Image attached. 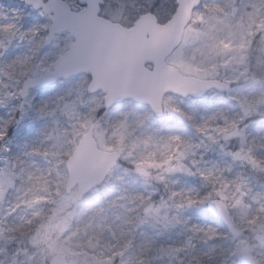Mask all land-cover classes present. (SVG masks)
Masks as SVG:
<instances>
[{
  "label": "clouds",
  "instance_id": "clouds-1",
  "mask_svg": "<svg viewBox=\"0 0 264 264\" xmlns=\"http://www.w3.org/2000/svg\"><path fill=\"white\" fill-rule=\"evenodd\" d=\"M208 2L194 0L188 26L206 27L193 20L197 13L209 15ZM211 2L220 4V17L235 11L222 0ZM157 8L135 3L117 22L135 27L148 15L170 24L179 3L174 0L163 19ZM245 44L229 53L234 59L226 67L207 57L198 41L165 46L164 63H199L203 71L189 76L187 91L170 94V107L148 108L141 119L127 108L75 103L76 93L86 89L52 71L60 53L44 50L38 40L0 43V167L15 174L0 199V233L8 240L0 264H147L142 242L145 229L158 224L157 215L215 209L218 181H229V192L238 187L225 149L233 131L257 125L252 138L264 136V29ZM44 87L52 91L40 96ZM25 121L36 127L17 138ZM85 145L90 151L73 163ZM261 227L264 211L258 206L240 224L239 237L217 212L201 231L207 247L196 257L179 253L175 264H264Z\"/></svg>",
  "mask_w": 264,
  "mask_h": 264
},
{
  "label": "rangeland",
  "instance_id": "rangeland-1",
  "mask_svg": "<svg viewBox=\"0 0 264 264\" xmlns=\"http://www.w3.org/2000/svg\"><path fill=\"white\" fill-rule=\"evenodd\" d=\"M67 1L73 7H79L78 0ZM229 2L230 8L235 9V11H230L229 15L220 17L216 15L218 9L209 0L204 5L205 8L209 9V15L206 17L201 13H197L193 20V23L198 20L205 24L206 27L197 30L188 26L183 36L185 41L200 42L206 56L224 67L231 64L232 59H234V57L232 59L228 58L229 53L238 52L242 47H246L245 41L255 35L256 31L264 29V8H261L260 0H235V4L232 3V0H229ZM135 3L142 4L145 7L153 6L155 3V5H158L159 16L163 19L172 10L174 0H105L101 8V14L118 21L122 16L133 12ZM38 31L40 29L35 26L26 28L24 25L12 27L7 24H1L0 40H6L5 38L8 41L15 39L20 43L38 40L43 47V40L46 34L42 36ZM71 41L70 35L64 33L57 36L51 45L43 47V49L61 54L67 49ZM169 64L178 68L185 75L197 74L203 71L199 63L184 61ZM252 79L255 82V77ZM73 80H79L81 84L87 78L84 75H79ZM50 91L52 89L47 91L45 95ZM170 100V94L164 97L163 106L165 109L171 106ZM101 101L102 95L100 93L80 95L77 92L75 96V103L100 104L102 103ZM242 103L246 105V110L251 109L252 105L249 103V97H243ZM122 108H127L137 116H140L141 119L146 118L148 115L145 112L148 107L129 101L116 104L113 110ZM68 111L71 112V108ZM29 124L30 121H25L15 131L14 135L19 138L18 134ZM32 132L31 130V134ZM240 132L238 139L230 141L225 146L228 155L231 157L228 171L234 173L235 184L238 187L234 191L229 192V181L223 179L218 181L221 184V200L231 201L228 206L231 209L232 221L239 229L240 224L251 218L254 206H258L260 211H264V136L257 135L256 138L259 136L260 138L255 140V143L252 139L251 144H249V129L240 130ZM237 167L240 169H237ZM14 178L15 174L13 172L0 167V199H2L3 190L13 184ZM190 183H195V181H190ZM185 201L188 203L194 202L191 197H185ZM209 217V213L205 209H193L188 213L180 212L175 216L168 217L157 215L158 224L154 228L145 229L142 242L144 250L142 255L146 259L147 264H175L179 260V253H187L188 256L192 257L190 252L194 250V247L201 239L203 224ZM257 232L264 235V227L259 228ZM7 242V237L0 233V251H3V245ZM185 258L187 259L188 257Z\"/></svg>",
  "mask_w": 264,
  "mask_h": 264
},
{
  "label": "water",
  "instance_id": "water-1",
  "mask_svg": "<svg viewBox=\"0 0 264 264\" xmlns=\"http://www.w3.org/2000/svg\"><path fill=\"white\" fill-rule=\"evenodd\" d=\"M87 6L78 12L70 10L66 2L48 0H25L35 8L43 6L52 23L45 43L54 34L68 30L75 38L69 49L59 56L52 71L67 76L85 72L91 75L88 92L102 89L106 94L104 103L112 105L122 99H132L148 104L155 112H163L162 99L166 93L185 92L189 88V76L161 59L165 46L182 40L184 30L192 16L194 0H177L179 11L170 24L161 25L153 16H142L135 27L126 29L118 23L98 16L102 0H80ZM152 65L151 69L146 64ZM235 129L231 138L237 137ZM90 150L85 145L73 163L79 164L81 155ZM96 163V157L91 158ZM231 226L233 234L240 230L231 222L227 205L218 201L215 209ZM260 238L263 235L257 234Z\"/></svg>",
  "mask_w": 264,
  "mask_h": 264
},
{
  "label": "trees",
  "instance_id": "trees-1",
  "mask_svg": "<svg viewBox=\"0 0 264 264\" xmlns=\"http://www.w3.org/2000/svg\"><path fill=\"white\" fill-rule=\"evenodd\" d=\"M222 2L231 6L229 0H222ZM215 6H216V9H218V11L221 10L220 4H215ZM11 20L16 21L15 23H20L24 25L30 24V17L26 15V11L25 9H23V4L21 0H0V23H7ZM42 20L43 19L41 18L40 21ZM41 33L44 34V31H42ZM6 41L7 40H3V42H6ZM1 42L2 40H0V43ZM253 126L254 125L251 126L250 133L256 132V128H254ZM259 138L260 136L253 139L251 134L248 137L249 141L252 142V139H253L254 143H255V140ZM212 223H214V219L212 217H209L206 220V222L203 224V226L209 225ZM206 247H207V240L200 239L196 247H194V250L190 252V255L192 257H196L197 253ZM193 264H195V260H193Z\"/></svg>",
  "mask_w": 264,
  "mask_h": 264
}]
</instances>
